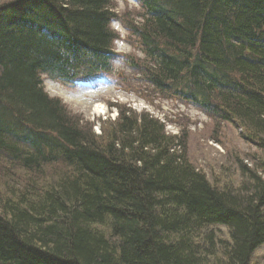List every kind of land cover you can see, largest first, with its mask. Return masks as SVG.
<instances>
[{
    "label": "trees",
    "instance_id": "16d2710c",
    "mask_svg": "<svg viewBox=\"0 0 264 264\" xmlns=\"http://www.w3.org/2000/svg\"><path fill=\"white\" fill-rule=\"evenodd\" d=\"M140 1L147 83L238 125L264 156V0ZM113 16L108 0L0 6V155L28 174L0 190V264H249L264 178L218 188L148 114L121 112L99 141L43 92L38 71L109 69ZM214 225L229 240L202 238Z\"/></svg>",
    "mask_w": 264,
    "mask_h": 264
},
{
    "label": "rangeland",
    "instance_id": "374dc122",
    "mask_svg": "<svg viewBox=\"0 0 264 264\" xmlns=\"http://www.w3.org/2000/svg\"><path fill=\"white\" fill-rule=\"evenodd\" d=\"M7 1L0 0V5ZM108 6L115 16L109 29L116 36L111 46L117 54L108 80L97 89L90 88L91 91H73L61 82L41 75L47 95L58 98L79 126L90 130L99 141L102 139L98 136L112 132L110 122L119 111L136 116L147 113L164 124V132L177 137L187 161L204 173L212 185L240 194L252 193L251 175L264 178L261 151L244 137L241 127L216 122L198 108L180 99L167 98L148 86L142 73L151 64L138 35V28L145 25L142 11L133 0H108ZM97 103L106 106L104 115L93 113ZM113 105L119 111H114ZM21 169L10 164L4 156L0 157V190L5 191V195L9 189L25 185L28 174ZM42 169L40 182L55 180L65 168L56 162ZM209 233L214 235L216 245L219 239L229 240L225 226H209L202 231V238ZM249 264H264V243L253 251Z\"/></svg>",
    "mask_w": 264,
    "mask_h": 264
},
{
    "label": "bare ground",
    "instance_id": "6f19581e",
    "mask_svg": "<svg viewBox=\"0 0 264 264\" xmlns=\"http://www.w3.org/2000/svg\"><path fill=\"white\" fill-rule=\"evenodd\" d=\"M12 1H13V0H9V1H7V2L4 3V4H1L0 6H1V7H5V5H7L8 3L12 2ZM103 108H104V106H102V105H96V106L94 107V109H95L96 111H98V112H100Z\"/></svg>",
    "mask_w": 264,
    "mask_h": 264
}]
</instances>
